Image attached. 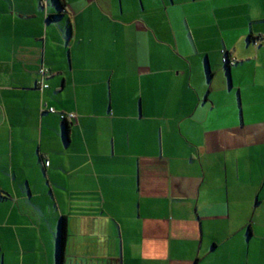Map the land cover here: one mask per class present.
<instances>
[{
    "label": "crops",
    "instance_id": "0c3cea01",
    "mask_svg": "<svg viewBox=\"0 0 264 264\" xmlns=\"http://www.w3.org/2000/svg\"><path fill=\"white\" fill-rule=\"evenodd\" d=\"M0 264H264V0H0Z\"/></svg>",
    "mask_w": 264,
    "mask_h": 264
},
{
    "label": "trees",
    "instance_id": "16d2710c",
    "mask_svg": "<svg viewBox=\"0 0 264 264\" xmlns=\"http://www.w3.org/2000/svg\"><path fill=\"white\" fill-rule=\"evenodd\" d=\"M226 63L228 65H230L229 60H226ZM64 121H66L67 119H63ZM68 225H67V221L65 220V217L61 218V225H60V258L61 261L63 262V257H64V251H65V245L67 243L68 240Z\"/></svg>",
    "mask_w": 264,
    "mask_h": 264
},
{
    "label": "built area",
    "instance_id": "2783aa9c",
    "mask_svg": "<svg viewBox=\"0 0 264 264\" xmlns=\"http://www.w3.org/2000/svg\"><path fill=\"white\" fill-rule=\"evenodd\" d=\"M44 72H45V70H42L41 74L44 75L45 74ZM42 87H46V85H43V83H42ZM49 111L50 112H55V109L54 108H50ZM61 117H62V119H67V118H74L75 115H73L72 113H68V114H62ZM45 164H46L45 166H48L50 164V162L46 161Z\"/></svg>",
    "mask_w": 264,
    "mask_h": 264
},
{
    "label": "rangeland",
    "instance_id": "374dc122",
    "mask_svg": "<svg viewBox=\"0 0 264 264\" xmlns=\"http://www.w3.org/2000/svg\"><path fill=\"white\" fill-rule=\"evenodd\" d=\"M213 69H214V68H213ZM233 91H234V92H233V95H235V93H236V90H235V89H233ZM213 94H214V93H213Z\"/></svg>",
    "mask_w": 264,
    "mask_h": 264
}]
</instances>
